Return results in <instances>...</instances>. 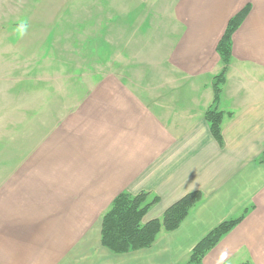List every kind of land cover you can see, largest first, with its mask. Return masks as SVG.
Segmentation results:
<instances>
[{
  "label": "crops",
  "instance_id": "1",
  "mask_svg": "<svg viewBox=\"0 0 264 264\" xmlns=\"http://www.w3.org/2000/svg\"><path fill=\"white\" fill-rule=\"evenodd\" d=\"M10 2L27 34L23 75L4 89L34 81L43 92L0 99V264H187L243 215L203 264H264V0ZM246 8L217 105L220 144L205 118L217 46ZM196 191L203 200L151 248L102 245L120 194L159 198L147 223Z\"/></svg>",
  "mask_w": 264,
  "mask_h": 264
},
{
  "label": "trees",
  "instance_id": "2",
  "mask_svg": "<svg viewBox=\"0 0 264 264\" xmlns=\"http://www.w3.org/2000/svg\"><path fill=\"white\" fill-rule=\"evenodd\" d=\"M249 13L246 8L233 17L226 32L217 46V52L223 63L221 73L214 78V102L205 114L215 139L222 144L221 124L223 113L217 105L221 98L222 86L232 58V37ZM264 162V158L261 159ZM203 200L199 191L189 193L170 206L163 216L143 223L144 217L159 202V198L150 193L137 195L120 194L102 218V245L114 254H127L151 248L162 231L173 232L188 218L190 212ZM245 215L226 221L211 231L193 249L187 264H203L206 255L215 248L221 239L239 225ZM248 264V263H247Z\"/></svg>",
  "mask_w": 264,
  "mask_h": 264
},
{
  "label": "rangeland",
  "instance_id": "3",
  "mask_svg": "<svg viewBox=\"0 0 264 264\" xmlns=\"http://www.w3.org/2000/svg\"><path fill=\"white\" fill-rule=\"evenodd\" d=\"M11 5L10 0H0V99H3L7 94L8 97L12 96L13 99L20 100L21 94L28 93L27 91L30 93V96H28L29 98H32V95L35 92L42 95L43 91L41 88L42 86L36 84L34 81H25L21 83L15 82L12 86V90L7 91L6 89L5 91L4 89V84L10 83L12 85L16 79L23 75V68H20V60L23 56L17 50L20 48L18 42L27 34V15H23L24 11L22 10H19L18 12L13 10V8L10 7ZM14 68L15 73L11 71ZM30 70H35V66L32 65ZM35 72L36 71L32 74L35 75ZM12 76H14V78ZM33 96L38 97L39 95ZM0 145H2V143H0Z\"/></svg>",
  "mask_w": 264,
  "mask_h": 264
}]
</instances>
